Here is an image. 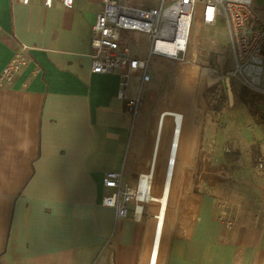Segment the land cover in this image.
I'll return each mask as SVG.
<instances>
[{"label":"crops","instance_id":"obj_1","mask_svg":"<svg viewBox=\"0 0 264 264\" xmlns=\"http://www.w3.org/2000/svg\"><path fill=\"white\" fill-rule=\"evenodd\" d=\"M99 2L0 0V75L21 46L32 58L13 89H0V264L151 263L157 202L118 219L104 178L123 172L135 185L152 172L161 197L174 124L162 113L148 156L142 140L128 163L135 118L117 98L119 75L91 71ZM191 194L194 219L185 233L167 228L157 264H264V226L229 231L220 198Z\"/></svg>","mask_w":264,"mask_h":264},{"label":"built area","instance_id":"obj_2","mask_svg":"<svg viewBox=\"0 0 264 264\" xmlns=\"http://www.w3.org/2000/svg\"><path fill=\"white\" fill-rule=\"evenodd\" d=\"M59 1L73 9L75 0H45L47 6ZM202 5V25L214 30L219 25L226 29L232 52V68L222 79L228 93L227 79L233 94L249 110L253 121L264 131V0H160L157 6H138L131 0H100L96 21L91 31V71L94 74H114L120 78L117 98L126 112L137 117L143 105V92L154 76L151 63L158 57L178 60L187 51L196 8ZM183 43L181 47L180 43ZM177 45V53L169 55L161 50L164 45ZM27 47L21 46L0 75V89H13L31 63ZM174 138L182 130L184 115L171 113ZM174 138L168 161L169 174ZM258 170L264 169L259 163ZM139 175L136 185L124 181L123 172H109L104 187L110 194L104 204L116 210L118 219L128 217L131 210L139 213L142 205L150 203L140 196ZM249 186L264 191V184ZM153 181L150 192L152 194ZM164 189V187H163ZM163 193V192H162ZM219 222L229 231L240 228L248 211L253 212V226L262 221L264 211L244 204L219 199Z\"/></svg>","mask_w":264,"mask_h":264},{"label":"rangeland","instance_id":"obj_3","mask_svg":"<svg viewBox=\"0 0 264 264\" xmlns=\"http://www.w3.org/2000/svg\"><path fill=\"white\" fill-rule=\"evenodd\" d=\"M131 2L138 6L153 7L159 5L160 0ZM202 15V5H199L195 10V19L184 55L178 60L158 57L152 61L154 78L144 89L142 105L144 108H141L135 118L132 133L128 163H131L132 156L141 146L142 140L146 155L144 157L148 156V151L153 148L158 118L162 113L184 115V134H181L183 138L179 158L176 157L163 238L167 228L172 224L179 225V234L185 233L182 227L191 223L195 216L192 210L195 206L194 201L189 199L193 197L191 193L203 192L217 184L222 190L216 197L264 211V191L249 186L250 183L264 184V170L262 173L254 172L255 168L250 166L253 146H260L264 158V131L253 121L247 107L235 96L234 103L229 108L225 107L219 119L206 114L207 105L204 99L206 89L222 85L225 71L232 68L233 62L225 27L219 25L214 30H207L202 25ZM170 128L172 129L167 122L165 130L170 131ZM164 145L165 140L162 144L163 150ZM193 146L195 152L189 164L192 165L194 162V167L183 168L182 161H189ZM227 148L230 151L237 149L239 152L238 156H235L237 160L228 165L225 164ZM167 169L168 164L165 168L166 173ZM165 180L166 174L163 187ZM131 181L136 185L137 178ZM161 186L162 182L160 180L155 182L153 178L152 194L153 190H160ZM176 193L181 197H176ZM159 208L160 205L157 203L156 215ZM253 215L252 211L247 212L244 221L247 228H253ZM259 226H264V214Z\"/></svg>","mask_w":264,"mask_h":264},{"label":"bare ground","instance_id":"obj_4","mask_svg":"<svg viewBox=\"0 0 264 264\" xmlns=\"http://www.w3.org/2000/svg\"><path fill=\"white\" fill-rule=\"evenodd\" d=\"M180 44H181L180 46L182 47L183 43L181 42ZM161 50L163 52H166L169 55H173L177 53V45L175 44L174 45H164L161 47ZM170 114L171 113H165V115L163 116H167ZM180 135H181V130L178 129V133L177 135H175V138H174V146L172 149V156H171V162L175 164H174V167L173 165L169 167V174L165 180L162 196L159 198H155L152 196L150 192L151 184L153 181L152 172L149 174H144L140 182V196L143 197V199L146 201L148 200L151 202H157L160 205L159 213L157 215V225H156V230H155L150 264H157V261H158L162 234H163V229H164L165 220L167 216V210H168L169 197H170L172 181H173V176H174V170L176 166V157H177V151L179 148ZM139 213H142L141 207L139 208ZM160 231H161V234H160Z\"/></svg>","mask_w":264,"mask_h":264},{"label":"trees","instance_id":"obj_5","mask_svg":"<svg viewBox=\"0 0 264 264\" xmlns=\"http://www.w3.org/2000/svg\"><path fill=\"white\" fill-rule=\"evenodd\" d=\"M225 72H227V71H225ZM235 98H236V96H235ZM204 99H205V102L207 105L206 114L208 116H210L211 118H214V119H219V117L222 115L225 107H228V108L231 107L228 96H227L225 90L222 88L221 85H214V86L208 87L204 93ZM245 107H246V105H245ZM238 153L239 152L237 149H233L231 151H230V149H228L227 153L225 154V164L228 165L230 163L235 162L237 160V158L235 156H238ZM259 163H264V158H263V154H262V150H261L260 146L255 145L252 147V157H251L250 166H251V168L256 169V167L258 166ZM201 166L202 165H200V168H201ZM263 170H258V172L262 173ZM218 185L219 184L214 185L211 187V189L205 190L203 192H196V194L211 196L214 198L222 199V197H216V195L219 194V192L222 190V187L221 186L218 187ZM218 196H221V195H218ZM164 229H165V225H164ZM164 229H163V233H164ZM162 239H163V234H162ZM161 243H162V240H161ZM158 258H159V256H158ZM157 263H158V261H157Z\"/></svg>","mask_w":264,"mask_h":264},{"label":"water","instance_id":"obj_6","mask_svg":"<svg viewBox=\"0 0 264 264\" xmlns=\"http://www.w3.org/2000/svg\"><path fill=\"white\" fill-rule=\"evenodd\" d=\"M226 82L228 83V86H229L228 93H227L228 99L230 101V104L232 105L234 103V94H233V91H232V88H231V82H230L229 79H227ZM160 234H161V231H160Z\"/></svg>","mask_w":264,"mask_h":264}]
</instances>
